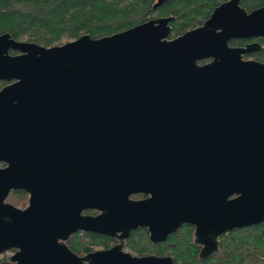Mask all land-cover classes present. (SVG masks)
<instances>
[{"label": "water", "instance_id": "1", "mask_svg": "<svg viewBox=\"0 0 264 264\" xmlns=\"http://www.w3.org/2000/svg\"><path fill=\"white\" fill-rule=\"evenodd\" d=\"M241 1L221 3L202 25L174 38V16L52 47L1 34L0 81L9 83L0 89V160L7 116L38 120L42 167L49 175L75 165L90 184L103 185L115 219L107 211L101 231L111 233L116 224L121 241L140 223L130 200L135 165L151 161L167 178V191L186 204L180 221L153 230L154 241L193 224L206 259L218 252L222 236L264 222V63L242 57L264 46L229 43L264 36V6L248 11ZM0 204L3 252L29 240L11 220L37 206L33 201L21 213ZM109 254L117 255L115 249L95 255Z\"/></svg>", "mask_w": 264, "mask_h": 264}, {"label": "flooded vegetation", "instance_id": "2", "mask_svg": "<svg viewBox=\"0 0 264 264\" xmlns=\"http://www.w3.org/2000/svg\"><path fill=\"white\" fill-rule=\"evenodd\" d=\"M256 42L264 46V36L235 37L229 43L235 48H247L249 44ZM262 51L263 48L244 52L242 57L264 63ZM209 61L210 59L207 62ZM18 118L23 116L8 115L4 123L5 131L1 138L4 158L0 160V201L5 206V211L10 207L21 213H28L33 201L37 207L33 209V214H18L21 218H11L13 223L20 222L24 231L23 234L21 231V236L25 239L29 237V240L0 252V264H183L173 248L178 246L174 237L185 226L193 230V244L199 250L198 260H205L200 256L202 246L195 241L196 227L193 224L183 223L164 240L152 239L153 230H166L171 219L173 223L180 221V214L186 206L184 198L179 194L180 197L167 191L169 182L162 170L154 168L152 161L146 168H138L137 163L135 165L133 189L137 190L131 193L130 200L136 205L133 206V219L140 223L121 241L124 231L115 230L118 225L112 226L111 233L101 231L105 228L107 211L110 220L115 219V203H107L104 186L100 183L90 184L91 178L84 176L82 169H74L75 165L68 169L72 173L68 178L64 176L68 172L66 169L48 175L50 170L42 167L40 159L41 137L39 136L38 141L36 135L39 121L35 119L33 122H25ZM73 145L76 150L82 147L78 140ZM73 179L76 180L75 185L71 184ZM52 186L53 189L50 190ZM159 188L161 191H158ZM50 199H53V203H50ZM121 243L122 250L118 249ZM23 245L29 247L24 250ZM113 249L117 255H95ZM125 253L130 256L124 255ZM147 257L156 259L144 260ZM138 259H143V262Z\"/></svg>", "mask_w": 264, "mask_h": 264}, {"label": "trees", "instance_id": "3", "mask_svg": "<svg viewBox=\"0 0 264 264\" xmlns=\"http://www.w3.org/2000/svg\"><path fill=\"white\" fill-rule=\"evenodd\" d=\"M158 1L0 0V35L11 33L16 40L52 47L84 34L100 38L156 17L174 16V38L202 25L225 0H162L156 5ZM241 5L251 11L264 6V0H242ZM6 83L0 81V88ZM174 240L178 246L173 251L183 264H264V222L222 236L218 252L203 261L197 258L191 227L185 226Z\"/></svg>", "mask_w": 264, "mask_h": 264}]
</instances>
